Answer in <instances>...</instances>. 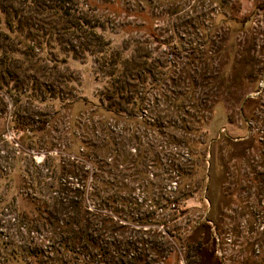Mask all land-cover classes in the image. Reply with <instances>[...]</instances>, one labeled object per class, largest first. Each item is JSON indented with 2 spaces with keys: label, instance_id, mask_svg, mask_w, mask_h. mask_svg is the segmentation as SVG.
Instances as JSON below:
<instances>
[{
  "label": "rangeland",
  "instance_id": "374dc122",
  "mask_svg": "<svg viewBox=\"0 0 264 264\" xmlns=\"http://www.w3.org/2000/svg\"><path fill=\"white\" fill-rule=\"evenodd\" d=\"M74 1L118 52L114 77L88 38H48L34 57L25 19L0 6V264H264V0ZM21 148L79 185L104 156L137 158L84 203L99 208L91 246L49 247L29 180L8 166Z\"/></svg>",
  "mask_w": 264,
  "mask_h": 264
},
{
  "label": "trees",
  "instance_id": "16d2710c",
  "mask_svg": "<svg viewBox=\"0 0 264 264\" xmlns=\"http://www.w3.org/2000/svg\"><path fill=\"white\" fill-rule=\"evenodd\" d=\"M9 1L10 4L5 7L1 0V9L4 11L7 8L11 12L14 22L17 23L19 27L25 19L26 25L32 30L29 32L31 49L34 50L39 48L37 53L32 51L34 57L39 59L38 55L43 51L42 44L48 38H52L57 42L60 41L57 38H62L67 35L73 36L76 39L82 38L84 40V38H88L89 41L85 42L86 47H88L87 50H90V53L103 56V62L105 64L114 65L115 67L110 71L109 75L113 77L116 75V71H118L117 65L121 63V61H119L118 52L109 49V42L106 43L105 37L98 31L100 25L98 23H92L90 11L93 8H85L84 6L78 7L74 0ZM57 24H63L62 29H57ZM45 26H48L49 29L45 28ZM17 30L15 31L18 32ZM0 34L2 33L0 32ZM172 49L173 48L170 49V52H172ZM177 54L179 57L184 56V52L181 51ZM63 60H66V58L63 57ZM120 74L123 75L122 73ZM123 77H125L123 79L124 86L120 87L121 89L125 88V84H127L129 88L135 87L131 82L132 79L130 76L124 75ZM113 81L118 82V77L117 79L113 78ZM129 90L130 92L133 91V89ZM131 94L129 93L125 97L124 94L121 95L125 101L135 104V100H133L134 97H132ZM26 95V91L18 92L19 97ZM31 96L32 98H37L35 95ZM81 101L86 102L83 99H81ZM15 121L19 133H21L22 130L25 132L29 127V125H27L28 122L24 120L20 121L16 119ZM48 121L47 119H41L38 126L31 130H44ZM3 141V147L9 146V142L4 139ZM10 153V155L8 154L9 159L7 158L10 164L8 166L11 167V164H13V169L22 171L23 175L30 182L31 198L37 203L35 207L36 217H43L46 223L53 228L52 231L55 237L49 238V247L54 250L67 249L69 251L76 249V244H79L80 247L88 248L91 246L90 243L93 242V230L96 229L92 228V220H90V218L93 212L94 214L96 211L97 213L99 212V208L95 207V210H91L90 207L84 203L90 202L89 200H94L96 202L97 199V202L103 201L108 191L113 189L114 186L113 181H110L106 175L116 178L117 174L112 171L113 169H118L120 164L134 163L137 161V158L131 156L129 153L124 154L121 160L117 158L108 160L109 157L104 156V158L98 159L100 164L97 165V168L93 171L90 182L88 184L79 185V183H74L69 180L70 177H77L78 173L75 171V168H63V172L65 173L63 176V174L58 171L59 165L53 164L50 160L51 156L48 154L43 157L42 161L36 162L32 154L25 151L23 148L17 151L12 149ZM23 159H29L31 163L30 166L25 165V163L22 162ZM74 161H72V164L75 163L74 165H76ZM80 175L83 176L82 173ZM115 193H117V191H115ZM99 214L102 215L104 213L101 212ZM23 220H26L25 216H23ZM105 220L111 221L109 217L102 218L100 220L101 225H98V231L101 232V229L105 227V225H103ZM38 222L40 221H36V223H33L31 226L37 230L40 229L41 226H46L44 225L45 223ZM80 243H82V245H80ZM56 245L59 247H56ZM56 258H58V256L54 257V259ZM133 260L134 255H131L129 262H133Z\"/></svg>",
  "mask_w": 264,
  "mask_h": 264
}]
</instances>
